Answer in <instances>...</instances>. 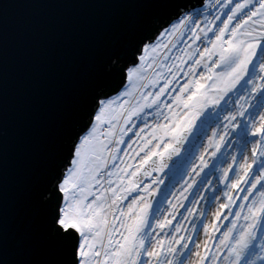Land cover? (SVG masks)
Returning a JSON list of instances; mask_svg holds the SVG:
<instances>
[{
    "label": "snow or ice",
    "instance_id": "snow-or-ice-1",
    "mask_svg": "<svg viewBox=\"0 0 264 264\" xmlns=\"http://www.w3.org/2000/svg\"><path fill=\"white\" fill-rule=\"evenodd\" d=\"M163 2L41 193L60 264H264V0Z\"/></svg>",
    "mask_w": 264,
    "mask_h": 264
},
{
    "label": "water",
    "instance_id": "water-1",
    "mask_svg": "<svg viewBox=\"0 0 264 264\" xmlns=\"http://www.w3.org/2000/svg\"><path fill=\"white\" fill-rule=\"evenodd\" d=\"M176 4L163 0L0 3V264H60L41 193L66 162L93 98Z\"/></svg>",
    "mask_w": 264,
    "mask_h": 264
},
{
    "label": "rangeland",
    "instance_id": "rangeland-1",
    "mask_svg": "<svg viewBox=\"0 0 264 264\" xmlns=\"http://www.w3.org/2000/svg\"><path fill=\"white\" fill-rule=\"evenodd\" d=\"M162 198V197H161Z\"/></svg>",
    "mask_w": 264,
    "mask_h": 264
}]
</instances>
